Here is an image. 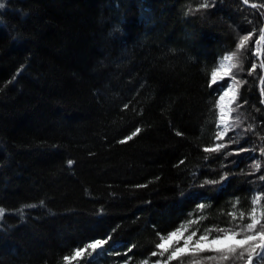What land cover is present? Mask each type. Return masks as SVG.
<instances>
[{
    "label": "trees",
    "instance_id": "1",
    "mask_svg": "<svg viewBox=\"0 0 264 264\" xmlns=\"http://www.w3.org/2000/svg\"><path fill=\"white\" fill-rule=\"evenodd\" d=\"M3 2L0 264H66L74 249L109 235L79 264H154L167 256H151L157 233L200 215L198 204L208 207L189 230L197 236L231 227L227 213H247L264 196V46L261 61L256 47L264 0ZM249 33L243 71L234 70L245 81L236 126L220 141L226 148L206 153L218 142L223 90L211 70Z\"/></svg>",
    "mask_w": 264,
    "mask_h": 264
},
{
    "label": "snow or ice",
    "instance_id": "2",
    "mask_svg": "<svg viewBox=\"0 0 264 264\" xmlns=\"http://www.w3.org/2000/svg\"><path fill=\"white\" fill-rule=\"evenodd\" d=\"M247 2L248 0H245V3ZM210 6L208 0H204L199 7L207 8ZM255 6L253 5V7ZM251 36V33L242 35L236 44L235 51L223 55L211 70V84H216L218 88L224 89V84L218 81H223L225 77H229L231 82H226V90H223L216 101V108L218 110L216 140L218 142L211 147L205 148L204 151L206 153L220 152L226 148L227 145L220 141L236 126L235 123H229L228 116L236 110L232 107L233 104H236V107L240 106L236 102L240 98V88L245 81L236 79V73L233 70L243 71L241 56L243 51L247 49ZM261 46H264V28L260 29L259 39L256 40L257 54H259ZM256 67L257 65L253 63L252 68L248 70L249 74ZM260 67L264 68V63H261ZM218 73L222 74L218 77ZM261 79L264 80V77H261ZM262 103H264V100H262ZM249 128L251 129V125ZM140 132L141 129L137 127L124 140H121L120 143H125L133 139ZM180 134L177 132V135ZM261 139L264 140V137H261ZM240 151H244V149H240ZM261 153L264 155V148L261 149ZM205 159H208V157L206 156ZM72 163L71 160L68 161L69 165ZM255 167L260 168V164H255ZM226 178L227 176L225 174L220 177V180H205L201 187L204 184H218ZM261 179H264V177H261ZM262 200H264V196L258 195L253 197L251 202L252 207L247 213L243 211L227 213L231 217V227L205 228L197 236V230H189L192 229L193 225L199 224L206 218L203 216V210L208 207L206 204H198L194 211L199 212L200 215L191 218L192 214L190 213V219L183 222L175 230L168 232L166 235L157 233L159 242L155 247L159 251L151 253V256L164 257L165 253H167V256L163 260L157 259L154 264H170L173 260H179L180 264H183L181 258L185 255L192 257L189 264H225V262L230 260H239L242 264H254L255 258L264 259V205L261 204ZM238 204L239 201H235L233 203V209ZM26 207H34V205H28ZM3 214L4 210L0 209V216ZM245 220H247L246 223L244 222ZM237 221L240 222L237 223ZM194 237L197 238L193 239ZM111 239L112 237L110 235L104 239H94L85 244L84 247L74 249L71 256H65L63 259L66 264L69 261H77V264H79V259H83L85 256H92L97 250H104V245L108 244ZM180 239H183L182 246L179 245ZM233 241L235 242L233 243ZM131 250L132 248L130 247L128 251L131 252ZM205 251L216 253V255L201 257L199 254ZM129 260H125L124 264H129ZM141 264H149V260L145 259L141 261Z\"/></svg>",
    "mask_w": 264,
    "mask_h": 264
},
{
    "label": "rangeland",
    "instance_id": "3",
    "mask_svg": "<svg viewBox=\"0 0 264 264\" xmlns=\"http://www.w3.org/2000/svg\"><path fill=\"white\" fill-rule=\"evenodd\" d=\"M263 53V52H262ZM261 57H262V55L260 56V52H259V59H260V61H261ZM222 58V57H221ZM234 71V70H233ZM222 73H218V77L221 75ZM224 80H225V82H231L230 81V78L229 77H225L224 78ZM218 82H220V81H218ZM226 88H227V83H226V86H225ZM226 88L225 89H223V90H226ZM223 90L220 92V95L222 94V92H223ZM219 95V96H220ZM219 96H218V98H219ZM264 104V103H263ZM233 106V105H232ZM232 113V112H231ZM231 113H230V115L228 116V120H229V123L231 122V120H230V117H231ZM217 118H218V116H217ZM218 126V125H217ZM186 235V234H185ZM194 239V238H193ZM183 239H180L179 241H182Z\"/></svg>",
    "mask_w": 264,
    "mask_h": 264
},
{
    "label": "water",
    "instance_id": "4",
    "mask_svg": "<svg viewBox=\"0 0 264 264\" xmlns=\"http://www.w3.org/2000/svg\"><path fill=\"white\" fill-rule=\"evenodd\" d=\"M243 3H244L245 6H249V7L254 5L253 3H248V2L245 3V0H243ZM259 52H260V56H261V55H262V52H263V51H262V46H261ZM261 82H262V80H261ZM261 82H260V85H261ZM263 105H264V104H263Z\"/></svg>",
    "mask_w": 264,
    "mask_h": 264
},
{
    "label": "clouds",
    "instance_id": "5",
    "mask_svg": "<svg viewBox=\"0 0 264 264\" xmlns=\"http://www.w3.org/2000/svg\"><path fill=\"white\" fill-rule=\"evenodd\" d=\"M5 7V3L3 2V0H0V9H3Z\"/></svg>",
    "mask_w": 264,
    "mask_h": 264
}]
</instances>
